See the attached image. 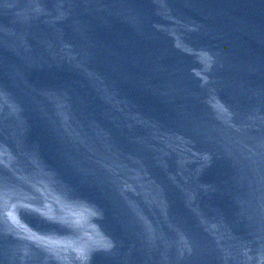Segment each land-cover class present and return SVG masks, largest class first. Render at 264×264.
<instances>
[{"label": "water", "instance_id": "obj_1", "mask_svg": "<svg viewBox=\"0 0 264 264\" xmlns=\"http://www.w3.org/2000/svg\"><path fill=\"white\" fill-rule=\"evenodd\" d=\"M0 264H264V0H0Z\"/></svg>", "mask_w": 264, "mask_h": 264}]
</instances>
